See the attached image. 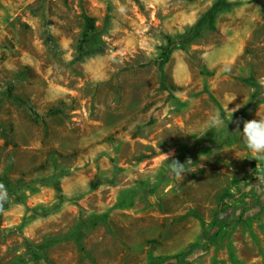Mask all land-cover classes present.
<instances>
[{
    "label": "rangeland",
    "instance_id": "obj_1",
    "mask_svg": "<svg viewBox=\"0 0 264 264\" xmlns=\"http://www.w3.org/2000/svg\"><path fill=\"white\" fill-rule=\"evenodd\" d=\"M226 1L0 0V264H264V0Z\"/></svg>",
    "mask_w": 264,
    "mask_h": 264
},
{
    "label": "clouds",
    "instance_id": "obj_2",
    "mask_svg": "<svg viewBox=\"0 0 264 264\" xmlns=\"http://www.w3.org/2000/svg\"><path fill=\"white\" fill-rule=\"evenodd\" d=\"M235 127L233 133L240 134L247 149L257 158L264 159V118L253 120H236L231 119ZM242 124V130H241ZM207 128H221L224 127V118L216 112L210 115L209 120L206 121ZM161 159L167 163L169 175L175 180L183 181L185 176L193 169L194 166L191 159L181 163L175 158L174 152L162 153ZM7 200V189L5 185L0 183V211H3V203Z\"/></svg>",
    "mask_w": 264,
    "mask_h": 264
},
{
    "label": "trees",
    "instance_id": "obj_3",
    "mask_svg": "<svg viewBox=\"0 0 264 264\" xmlns=\"http://www.w3.org/2000/svg\"><path fill=\"white\" fill-rule=\"evenodd\" d=\"M228 4V1L226 0H216V2L212 5V7L210 8V10L207 12V14L199 20V25H203L204 23H207L210 28H214V11L220 7V6H223V5H227ZM82 17H83V20H84V29L81 33V37H82V40H88L89 38H91L94 34V31H95V25H94V22H93V19L91 17H89L86 13L82 12ZM165 61H162V63L160 65H163ZM21 100V99H19ZM31 112L33 114H35L36 116H39L36 111L31 108ZM3 178L0 177V183L3 182Z\"/></svg>",
    "mask_w": 264,
    "mask_h": 264
}]
</instances>
